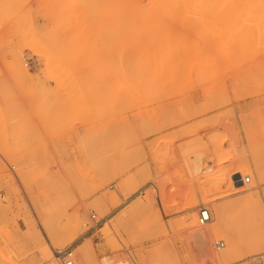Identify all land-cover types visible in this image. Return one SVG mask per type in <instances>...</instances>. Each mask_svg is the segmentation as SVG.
Instances as JSON below:
<instances>
[{
	"label": "rangeland",
	"instance_id": "rangeland-1",
	"mask_svg": "<svg viewBox=\"0 0 264 264\" xmlns=\"http://www.w3.org/2000/svg\"><path fill=\"white\" fill-rule=\"evenodd\" d=\"M192 1L0 0V264H264V4Z\"/></svg>",
	"mask_w": 264,
	"mask_h": 264
},
{
	"label": "bare ground",
	"instance_id": "bare-ground-1",
	"mask_svg": "<svg viewBox=\"0 0 264 264\" xmlns=\"http://www.w3.org/2000/svg\"><path fill=\"white\" fill-rule=\"evenodd\" d=\"M137 1H140V0H137ZM148 1H149V0H148ZM158 1H162V0H158ZM180 1L182 2V0H180ZM188 1H189V0H187V2H188ZM190 1H191L192 5H194L193 1H192V0H190ZM231 1H232V0H230V4H232ZM234 1H235V2H234ZM234 1H232V2H233V4L235 3V6L237 5V3H242V0H241V2H240V0H238V1H237V0H234ZM236 1H237V2H236ZM252 1H253V0H252ZM255 1H256V0H254V2H255ZM261 1H262V0H260V1L257 0V2H258V3H257V4H258L257 7H259L261 4H262V6H263V4H264V3H263L264 0H263L262 2H261ZM183 2H185V4L187 3V2L184 1V0H183ZM183 2H182V3H183ZM202 2H203V1H202ZM205 2H206V1H205ZM215 2H216V1H215ZM243 2H244V3H242V5H243V4H244V5L247 4V3L245 4L246 1L243 0ZM259 2L261 3L260 5H259ZM189 3H190V2H189ZM189 3H188V4H189ZM226 3H227V2H226ZM228 3H229V1H228ZM255 3H256V2H255ZM202 4H203V3H202ZM202 4H200V5H202ZM213 4H214V3H213ZM233 4H232V6H233ZM240 5H241V4H240ZM185 6H186V5H185ZM190 6H191V5H189V7H190ZM194 6H195V5H194ZM210 6H211V5H210ZM247 6H248V5H247ZM195 7H196V6H195ZM195 7H192V6H191V9L194 8V10H196L197 8L195 9ZM242 7H243V6H242ZM242 7H241V9H239V12H240V10H243ZM253 7H255V6H253ZM260 7H261V6H260ZM198 8H200V7H198ZM203 8H204V7H203ZM233 8H234V7H233ZM237 8H239V7L237 6ZM243 8H244V7H243ZM151 9H152V8H151ZM183 9H184V6H183ZM183 9H182V10H183ZM186 9H187V8H186ZM191 9H190V10H191ZM204 9H206V8H204ZM223 9H224V7H223ZM234 9H236V8H234ZM245 9L249 11V9H247V7H245L244 10H245ZM221 10H222V9H221ZM246 10L243 11V13L246 12ZM250 10H251V9H250ZM200 11H201V10H200ZM228 11H229V9H228ZM235 11H237V9H236ZM188 12H189V11H188ZM190 12H191V11H190ZM224 12H225V11H224ZM226 12H227V11H226ZM239 12H238V13H239ZM249 12H251V11H249ZM255 12H256V11H255ZM255 12H252V13L254 14ZM177 13H178V12H177ZM191 13H192V12H191ZM197 13H198V12H197ZM202 13H203L204 16H205V13H204V12H202ZM247 13H248V12H247ZM154 14H155V13H154ZM200 15H201V14H200ZM207 15H208V14H207ZM238 15H239V14H238ZM238 15H237V17H239ZM249 15H250V13H249ZM197 16H199V15H197ZM204 16H203V17H204ZM234 16H235V15H234ZM240 16H241V15H240ZM242 16H244V15H242ZM250 16L253 17V15H250ZM258 16H259V15H258ZM157 17H158V16H157ZM200 17L202 18V16H200ZM206 17H209L210 19L212 18L211 16H206ZM206 17H205V18H206ZM246 17H247V15H245V18H246ZM259 17H260V16H259ZM253 18H255V17H253ZM257 18H258V17H257ZM156 19H157V18H156ZM189 19H191V18H189ZM207 19H208V18H207ZM200 20H201V19H200ZM170 22H171V21H170ZM174 22H175V21H174ZM157 23H158V22H157ZM172 23H173V22H172ZM172 23H170V24H172ZM201 23H202V22H201ZM212 23H213V21H212ZM175 24H177V23H175ZM210 24H211V23H210ZM214 24H215V23H213V25H214ZM151 40H152V39H151ZM150 42H151V41H150ZM153 42H154V40H153ZM173 42H174V41H173ZM178 44H179V43H178ZM188 44H189V43H188ZM176 45H177V44H176ZM198 45H199V44H198ZM190 46H191V43H190ZM193 46H194V45H193ZM166 47H167V46H166ZM185 47H187V46H185ZM191 47H192V46H191ZM191 47H190V48H191ZM177 48H179V47H177ZM204 48H205V47H204ZM204 48H203V49H204ZM198 49H202V48H198ZM198 49H196V50H198ZM205 49H206V48H205ZM173 50H174V49H173ZM175 50H176V48H175ZM168 51H169V50H168ZM203 51H204V50H203ZM205 52H206V51H205ZM201 53H202V51H201ZM154 54H155V53H154ZM170 54H171V53H170ZM163 57H164V56H163ZM195 58H196V57H195ZM209 58H210V57H209ZM210 59H212V58H210ZM203 61H204V60H203ZM207 61H208V60H207ZM170 63H171V62H170ZM138 64H139V63H138ZM130 66H131V65H130ZM133 66H134V65H132V67H133ZM135 66H136V65H135ZM139 66H140V65H139ZM171 66H172V65H171ZM136 67H137V66H136ZM203 67H204V66H203ZM117 68H118V66H117ZM138 68H139V67H138ZM162 68H163V67H162ZM131 69H132V68H131ZM142 69H143V68H142ZM22 70H23V68H22ZM22 70H21V72H23ZM121 70H122V69L120 68V65H119V70H118V71H119V72H118L119 75H120V73H122ZM134 70H135V69H134ZM176 70H177V69H176ZM24 71H25V70H24ZM129 71H130V70H129ZM25 72H26V71H25ZM115 73L118 75L117 72H115ZM124 73H125V72H124ZM124 73L122 74V76L120 75V76H118V77H121V78H124V77H125L124 79H127L126 81H128V78H127V76H124ZM136 73H137V72H136ZM23 74H25V76H26V73L23 72ZM116 74H115V75H116ZM161 75H162V74H161ZM21 76H22V74H21ZM123 76H124V77H123ZM156 76H158V75H156ZM159 77H160V75H159ZM134 78H135V77H134ZM117 79H118V78H117ZM130 80H131V79H130ZM138 80H139V77H138ZM122 81H123V80L121 79V80H120V83H122V84H124V85L129 83V85H130V82H129V81H128L127 83L124 82V81L122 82ZM141 82H142V80H141ZM143 82H144V81H143ZM131 83H135V82H132V81H131ZM147 83H148V82H147ZM149 84H150V83H149ZM149 84H146V85H149ZM124 85H123V86H124ZM135 85H136V83H135ZM140 85H141V84H140ZM142 86H143V85H142ZM151 86H152V85H151ZM124 87H125V86H124ZM128 87H130V86L127 85L124 89H126V88L128 89ZM131 87L133 88V86H131ZM134 87H135V86H134ZM139 87H140V86H138V88H139ZM132 88H131V89H132ZM138 88H137V89H138ZM127 89H126V90H127ZM131 89H130V92L133 91V90H131ZM137 89H136V87H135V90H134V91H137ZM121 90H122V89H121ZM126 90H125V91H126ZM128 90H129V89H128ZM134 91H133V92H134ZM123 92H124V91H123ZM128 92H129V91H127V93H128ZM137 92H139V90H138ZM137 92H135V94H137ZM140 92H141V91H140ZM140 92H139L140 97H143V94L140 93ZM142 92H143V91H142ZM150 92H151V91H150ZM144 93H145V92H144ZM124 94H125V93H124ZM141 94H142V96H141ZM145 95H146V94H145ZM127 96H128V95H127ZM148 96H149V95H148ZM132 97H133V96H132ZM137 97H138V95H136V98H134V100L137 99ZM150 97H151V96H150ZM138 100H141V98H140V99H137V101H138ZM143 100H144V99H143ZM146 100H147V99H146ZM148 100H149V99H148ZM149 101H150V100H149ZM149 101H148V102H149ZM143 102H144V104H145V101H143ZM137 104H138V103H137ZM231 128H232V127H230V129H231ZM230 129H229V130H230ZM231 133H232V132H231ZM193 135H194V134H193ZM232 135H233V134H232ZM213 140H214V139H213ZM210 141H211V140H210ZM210 143H211V142H210ZM211 144H212V143H211ZM210 146H211V145H210ZM213 146H214V145H213ZM214 147H215V146H214ZM217 148H218V147H217ZM212 150H213V149H212ZM215 150H216V147H215ZM213 152H214V151H213ZM218 160H220V158H219ZM216 162H217V161H216ZM218 162H219V161H218ZM216 164H217V163H216ZM245 174H246V173H245ZM180 176H181V175H180ZM181 178H182V177H181ZM211 183H212V182H211ZM247 199H249V200H251V201L253 200V198H251V197H248ZM249 200H248V201H249ZM245 203H246V202H245ZM257 203H258V202H257ZM210 217H211V213H210ZM205 234H206V230H205ZM227 254H229V250H225V251H224V255H227ZM44 255H45V256H48V258H49V257H50V258L52 257V256H51V253H50L49 251H45V252H44ZM52 255H53V254H52ZM56 257H57V255H56ZM260 259H261V258H260ZM262 259H263V257H262ZM261 261H262V260H261ZM257 262H258V260H257ZM258 263H260V262H258ZM262 263H263V262H262ZM260 264H261V263H260Z\"/></svg>",
	"mask_w": 264,
	"mask_h": 264
},
{
	"label": "built area",
	"instance_id": "built-area-1",
	"mask_svg": "<svg viewBox=\"0 0 264 264\" xmlns=\"http://www.w3.org/2000/svg\"><path fill=\"white\" fill-rule=\"evenodd\" d=\"M244 182L249 183L250 182V177L245 176L244 177ZM90 217L93 220L96 219V213L92 212L90 214ZM211 219L210 217V211L206 206H200L198 215H197V222L199 225H204ZM214 246L215 248H221L224 246V242L222 240H217L214 241ZM57 258L60 261V264H77L76 257L73 253V248L71 246L65 247L63 249H60L56 252Z\"/></svg>",
	"mask_w": 264,
	"mask_h": 264
},
{
	"label": "crops",
	"instance_id": "crops-1",
	"mask_svg": "<svg viewBox=\"0 0 264 264\" xmlns=\"http://www.w3.org/2000/svg\"><path fill=\"white\" fill-rule=\"evenodd\" d=\"M174 216V215H173ZM174 218V217H173ZM176 244H175V250H176V253L177 254H183L184 252H185V248L184 247H182V245L180 244V242L179 241H176L175 242ZM180 258V257H179Z\"/></svg>",
	"mask_w": 264,
	"mask_h": 264
}]
</instances>
